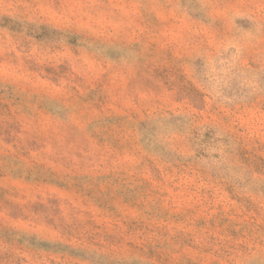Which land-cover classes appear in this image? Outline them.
Wrapping results in <instances>:
<instances>
[{"label": "rangeland", "instance_id": "374dc122", "mask_svg": "<svg viewBox=\"0 0 264 264\" xmlns=\"http://www.w3.org/2000/svg\"><path fill=\"white\" fill-rule=\"evenodd\" d=\"M0 264H264V0H0Z\"/></svg>", "mask_w": 264, "mask_h": 264}]
</instances>
